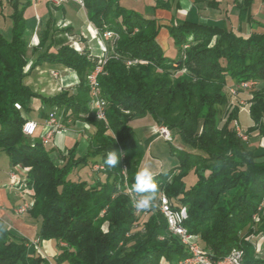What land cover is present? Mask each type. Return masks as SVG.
<instances>
[{
    "label": "trees",
    "instance_id": "1",
    "mask_svg": "<svg viewBox=\"0 0 264 264\" xmlns=\"http://www.w3.org/2000/svg\"><path fill=\"white\" fill-rule=\"evenodd\" d=\"M81 1L89 23L99 33L113 32L118 37L97 77L106 104L103 120H97L90 107L86 83L96 58L74 51L46 30L32 48L29 66L23 12L31 1L9 0L12 38L6 41L0 35V151L12 168L26 172L33 200L28 214L39 223L37 241L55 244L54 264H177L187 256L153 207L142 229L133 232L138 218L124 194V184L131 187L134 183L143 148L129 122L150 116L170 132L172 142L183 146L166 142L179 163L154 180L158 193L171 200L173 207L187 209L184 226L188 232L200 237L201 248L212 260L239 248L243 264H264L245 239L264 232V153L248 150V141L242 142L230 127L238 118L236 106L226 112L223 124L219 111L228 103L225 90L230 84L258 82L262 87L252 93L249 106L256 127L249 135L256 133L264 140V32L242 36L223 22L172 21L166 28L169 38L179 53L182 45L188 48L184 60L180 54L169 59L156 41L161 26L154 18L126 10L115 0ZM177 2L157 0L154 9L170 10L172 4L176 9ZM193 3L218 6L220 2ZM233 8L239 25L253 23L252 0H236ZM43 63L75 72L78 85L50 97L32 93L23 83L26 69ZM183 68L185 72L175 75ZM32 98L50 110L57 109L62 121L80 119L94 128L85 155L78 156L73 147L56 156L58 164L41 140L24 135L22 112L30 111ZM110 151L123 153L114 169L104 164ZM94 164L104 168L102 182L78 177L76 170ZM123 166L126 179L121 174ZM190 171L197 183L187 189L184 179ZM255 214L259 216L256 226ZM28 246L27 240L14 236L0 221V264H48L33 248L29 253Z\"/></svg>",
    "mask_w": 264,
    "mask_h": 264
},
{
    "label": "crops",
    "instance_id": "2",
    "mask_svg": "<svg viewBox=\"0 0 264 264\" xmlns=\"http://www.w3.org/2000/svg\"><path fill=\"white\" fill-rule=\"evenodd\" d=\"M53 1L55 0L31 1V5H33L34 10L36 11L33 22H31L34 25L35 30L31 33V38L27 44L28 47L34 48L41 40V37L44 36L45 31L48 30L49 35H53L55 40H61L64 44L70 46L71 48L72 46H77L82 51L92 54L94 58L98 56L102 52L99 47L101 42L99 41L95 30H93L95 27L88 21L85 9L80 6V4L83 5L82 2L79 4L77 1L70 0L62 5H57L53 4ZM115 1L126 10L134 11L146 18H154L157 21L159 26H161V29L156 41L165 55H167L170 50L169 45L171 43V39L169 38L166 28L172 21L180 23L185 20H190L203 23L198 14V10L201 9L200 5L202 4L195 5L193 0H178L177 8L175 9V6L172 4L170 10L162 8L154 9L157 0H141V4L139 7L137 6L138 9L134 7L127 8V6L124 5L126 0ZM263 8L264 6H261V9ZM258 13H262L261 10ZM258 13L253 12V16H256ZM40 15L42 18L39 17ZM207 23L220 24L221 21L219 19L216 21H207ZM242 27H245L246 29L243 30ZM226 28L232 29L235 33L242 36H246L249 32L248 26L246 25L238 24L233 26L230 23V27L226 25ZM29 66L26 69L27 75L25 76L23 83L34 94L50 97L58 94L62 90H71L79 83L76 73L64 68L63 66L43 63L34 69L28 70ZM52 72L57 73V78L52 76ZM230 87H232V84H230ZM244 94V92H239L238 97L240 98ZM51 111L52 110L43 105L40 99L32 98L30 100V111L28 113L23 111L22 114L25 121L30 120L37 124V128L34 133L35 135L31 139L40 140L41 136L45 134L46 116H48ZM240 116L241 114L238 116V121ZM56 118L60 123L61 130L59 132L51 133L54 135L43 143L49 150L51 156L55 159L57 158L56 156L64 154L67 150L73 147L75 148V152L78 156L85 155L88 150L89 140L94 133V128L83 121H73L71 118H68L66 121H62L58 115ZM150 119H152L150 116L134 119L129 122V126L131 127V122L150 121ZM251 124L252 121L245 127V129L247 130L250 128ZM156 125L155 121L152 122V124L149 123V125H146L147 127H141L138 134H145L148 137L155 136L154 134L156 133L153 128ZM136 138L138 139L137 136ZM138 141L142 146L141 141L139 139ZM6 161L8 166L11 168L6 177H8L9 174L14 173L17 178L23 179L24 172L21 170L19 171V167L12 168L9 165L8 159ZM154 161L159 163L156 159ZM56 162H58V164L61 163L58 158ZM92 173L93 172L90 167H84L76 170L78 177L83 180L91 183L98 181L102 182L104 176L100 173ZM157 174L159 173L153 174V177ZM28 199H31V193L28 190L24 191L22 189L21 191L17 187L2 188L0 184V221L14 236L28 241L29 253L33 248L41 254L45 260H47L48 264H54V259L57 255L56 246L51 241H37V232L39 227L38 221L31 218L28 213L18 215L15 212V209L24 200Z\"/></svg>",
    "mask_w": 264,
    "mask_h": 264
},
{
    "label": "rangeland",
    "instance_id": "3",
    "mask_svg": "<svg viewBox=\"0 0 264 264\" xmlns=\"http://www.w3.org/2000/svg\"><path fill=\"white\" fill-rule=\"evenodd\" d=\"M209 1H211V0H209ZM215 1L220 2L218 4V6L215 5V3H213L212 5H209L210 7L207 6V4H205V3L200 5L201 9L198 10L200 20H202L203 23H205L207 21H216V20L220 19V21H221L220 24H222V22H223L225 27H226V25L228 27H230V23L233 26L238 25L237 11L233 8L236 0H215ZM140 4H141V0H126V3L124 5L127 6V8L128 7L137 8V6L139 7ZM261 6H263L262 0H252L253 12L258 13L261 10L262 13H258L256 16L253 17V23L251 25H248L249 32H251V31L252 32H258V33L264 32V8L261 9ZM12 13H13V7L10 5L9 0H0V35L6 41H10L12 38V35H11L12 24L10 21V16L12 15ZM35 13H36V11L34 10L33 5L27 7L23 12V19L25 21V30L23 33V39L25 40V42L27 44L31 38L32 31L34 32V30H35L34 25L31 23V22H33ZM39 17L42 18L41 15ZM242 29L245 30L246 28L242 27ZM95 32H96V35L100 41L101 33H99L98 30H95ZM103 45H104L105 52H106L105 47L107 46V50H108V53L110 55L115 44L113 45V47L111 44H108V43H104ZM101 46H102V43H100L99 47L101 48ZM169 46H170V50L168 51V53L166 55L169 59H177L179 54H180V57L182 60L185 59L184 52L188 48L187 45L181 46L180 53H179L177 46L174 45L172 40H171V43ZM89 57H90V55H89ZM27 59H28L29 65H30L32 63V60H33V50L30 47H27ZM183 72H185L184 68L181 70V72L176 71L175 75H178L179 73H183ZM236 85L237 84H232V87L236 86ZM261 87L262 86L258 82H256V86L249 87L248 89L241 91V92H244L245 94L242 95L240 98L238 97V94L240 91L238 92V94L236 96H232L230 94V87H228L225 90V92L227 94V98H228V103L224 107L222 106L219 108V111L221 112L220 123L223 124L224 120H225L226 112L231 111L230 109L233 108L232 105L237 107L238 116H239V114H241L240 119H239V121H238V118L236 120H233L230 124V127L233 128L235 131V134H237L236 133L237 132L236 131L237 126L234 125V123L237 122L239 131H241L242 133H244L248 136V143L245 144V147L248 150H250L251 152H254L257 154L264 153V149L262 148L264 146V140L260 137H257L256 133L249 135L250 129H254L256 127L253 123L251 124L250 128H248L247 130L245 129V127L251 123L250 115H248V114H249L250 102L253 98L252 93L255 91H258L259 88H261ZM90 99H91V96H90ZM34 115H35V113H34ZM97 120H99V119H97ZM77 121H81V120L78 119ZM152 122H154V120L150 119V121L146 120L143 122H141V121L135 122V123L131 122V124H130L135 135L141 141L142 147H143V156H142V158L138 164L136 172L138 170L143 169V168H149L153 174L165 173V172L172 170L174 167H176L179 163V159L176 155H173L171 153L170 145L164 141H161V139L158 137L157 134H154L155 136H149V137L146 136L145 134H138L141 130V127L145 128V127H147L146 125H149V123L152 124ZM155 127H160V126L156 125ZM155 127L153 128L154 132L156 131ZM59 128H60V123H59ZM172 136H173V134H172ZM171 144L177 148H183V146L177 140L173 141ZM155 159L158 160L159 163H156L154 161ZM6 160H7L6 154L4 152L0 151V184H1L2 188L3 187L4 188L5 187L6 188L15 187L14 183L10 180L9 176L6 177V175H8L7 173H9V171L11 170V168L8 166ZM95 165L96 164L91 166V171L93 173L98 174L101 171H95L92 169V167ZM20 170L24 172V177H25V175H26L25 170L19 168V171ZM196 183H197V177L193 171H190L184 179V184H185L186 188L188 189L190 187H193ZM20 190L22 191V189H20ZM160 194H162V193L159 192L158 196ZM156 201L153 205V208L158 211L157 206H156ZM258 210H260V208ZM149 213H150L149 211H146V212H142L140 215L136 216L138 218V220H137V225L133 229V232H137V231H140L142 229L143 223L146 220V218L148 217ZM255 215L257 216L258 220H257V222L253 221L254 226H256L259 223V216L257 214H255ZM260 234H262V235H260ZM258 235H260V238H261L264 236V232H258L254 235L252 234V235L246 236L245 239H246V241L253 244L254 251H255V253H254L255 257L258 259L264 260V243L262 244L261 249L258 252L256 251L255 244L259 241V238L257 237ZM18 264H20V263H18Z\"/></svg>",
    "mask_w": 264,
    "mask_h": 264
},
{
    "label": "built area",
    "instance_id": "4",
    "mask_svg": "<svg viewBox=\"0 0 264 264\" xmlns=\"http://www.w3.org/2000/svg\"><path fill=\"white\" fill-rule=\"evenodd\" d=\"M21 1V0H19ZM40 1V0H38ZM70 0H55L53 1V4H64ZM77 1L80 4V0H74ZM263 6H264V0H262ZM80 6L83 8V5L80 4ZM97 30V29H93ZM108 44H110V39L111 37L114 36H109L108 33ZM92 40H93V31H92ZM74 51L76 52H82L80 48L77 46H72ZM106 49V58L109 59V53L107 50V46L105 47ZM90 58L93 59L92 54H90ZM104 68V65L101 67V69ZM100 69V70H101ZM54 78H57V73L52 72L51 73ZM95 81H96V75L95 76H86V83L87 85H93V89L95 91ZM256 86V82H241L237 84L236 86L230 87V94L232 96H236L238 92L243 91L248 89L249 87ZM98 98V97H97ZM16 110L22 111V108L19 104H16ZM101 113H103L104 118H105V110H99ZM56 117H57V109H53L49 115L47 116L45 122H51L52 123V129H58V132L61 130V128H58L56 125ZM106 121V119H105ZM235 126H237V122L234 123ZM37 128V124L33 121L26 120L25 124L23 126V133L25 136L28 138H33L35 130ZM156 128V134L158 137L167 143L172 142V137L170 132L165 128V127H155ZM54 134H51V132H45L40 138L41 142L44 143L45 141L49 140ZM237 137L242 141V142H247L248 141V136L241 131H239V134H236ZM264 147V146H263ZM93 170L95 171H102L104 168L101 164H96L95 166L92 167ZM121 174L123 175L124 179H126V168L123 166ZM10 180L14 183L15 187L19 189H23L24 191L28 190L27 185H26V179L25 177L23 179L17 178V176L14 173L9 174ZM125 191L124 194L129 198L130 204L132 207V200H131V193L129 192L130 187L125 183ZM156 206L159 211V213L163 216V218L166 221L167 229L168 232L178 238L180 244L184 247L187 256L180 260L177 264H243V251L239 248H233L230 250V252L224 256L223 258L219 260H212L211 256L201 248L200 246V237L195 234H191L188 232V230L185 228L184 223L187 220V209L184 206L181 207H173L171 200H169L164 194H160L158 196V199L156 201ZM33 207V200L28 199L24 200L16 209L15 212L18 215H23L27 214L31 208ZM133 212L135 215H140L142 212H136L133 207H132ZM253 221L257 222V216L254 215L252 217ZM262 235V234H260ZM260 235L257 237L259 238V241L255 244L256 246V251L258 252L262 244L264 243V236L260 238ZM160 264H164V261L160 262Z\"/></svg>",
    "mask_w": 264,
    "mask_h": 264
},
{
    "label": "clouds",
    "instance_id": "5",
    "mask_svg": "<svg viewBox=\"0 0 264 264\" xmlns=\"http://www.w3.org/2000/svg\"><path fill=\"white\" fill-rule=\"evenodd\" d=\"M122 155L123 153L110 151L104 159V164L108 169L117 168ZM158 191V185L154 180L151 170L149 168L138 170L134 177V183L129 189L133 209L136 212L151 210L158 199Z\"/></svg>",
    "mask_w": 264,
    "mask_h": 264
},
{
    "label": "bare ground",
    "instance_id": "6",
    "mask_svg": "<svg viewBox=\"0 0 264 264\" xmlns=\"http://www.w3.org/2000/svg\"><path fill=\"white\" fill-rule=\"evenodd\" d=\"M21 1H24V0H21ZM29 1H38V0H29ZM81 2L82 1L80 0V3ZM57 5H61V4H57ZM106 33H108L109 36H114V37H111V39H110V44L112 45V47L118 38L117 35L114 34L113 32L106 31L104 33H101L100 42L102 43V46H101L102 52L98 56L95 57L97 60L96 65L92 68V70L88 74V76H95L96 75L95 91L93 89V85H87L88 90H89V94L91 96L90 107L95 112L96 118L99 120L104 119L103 113H101L99 110H105V105H106L105 102L101 99V96H100L101 92H100V88H99V85L97 82L98 75L102 74V72H103V69H101V67L103 65L105 66L106 61H107V60L105 61L106 52L104 50V45H103L104 43H108V37H107ZM130 64L131 63L128 62V65H130ZM15 109H16V104H15ZM56 125L59 128V121L57 120V118H56ZM45 128H46V132H51V133L58 132V129H52V123L51 122H46ZM236 131H237L236 133L239 134V130L237 128H236Z\"/></svg>",
    "mask_w": 264,
    "mask_h": 264
}]
</instances>
